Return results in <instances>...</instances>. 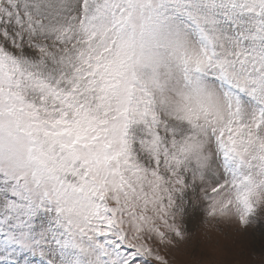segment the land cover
I'll return each mask as SVG.
<instances>
[{"label": "snow or ice", "instance_id": "obj_1", "mask_svg": "<svg viewBox=\"0 0 264 264\" xmlns=\"http://www.w3.org/2000/svg\"><path fill=\"white\" fill-rule=\"evenodd\" d=\"M0 264H264V0H0Z\"/></svg>", "mask_w": 264, "mask_h": 264}]
</instances>
